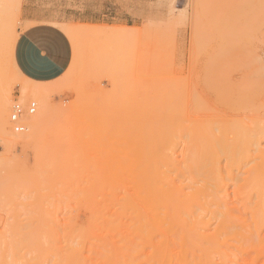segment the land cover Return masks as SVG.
Masks as SVG:
<instances>
[{
	"label": "rangeland",
	"instance_id": "rangeland-1",
	"mask_svg": "<svg viewBox=\"0 0 264 264\" xmlns=\"http://www.w3.org/2000/svg\"><path fill=\"white\" fill-rule=\"evenodd\" d=\"M15 3L0 0V88L7 89L8 97L6 130L0 128V264H27L30 229L57 228L62 237L85 228L95 216L104 219L102 196L87 186L121 180L122 163L128 164L132 155L143 153L141 164L153 161V145L162 131L154 118L172 121L162 132L169 133L174 163L192 157L199 141L218 151L219 183L196 177L214 196L203 215L208 221L204 234H212L227 216L244 238L210 246L212 264H264V227L256 228L251 217L257 188H264V0H18L19 11ZM20 6L27 7L29 20ZM34 22L59 24L72 47L67 72L48 84L17 77L5 54L4 36L9 31L18 35ZM23 87L46 91L51 116L36 129L24 120V131L14 133L9 122L13 101L23 107L35 103L33 115L40 106ZM132 116L143 123L132 121L137 129L122 127V118ZM25 135L32 136L30 143L11 144ZM241 138L249 141L246 156L231 157L226 144ZM171 177L190 185L188 173ZM253 180L260 182L256 189ZM136 200L131 199L141 203L136 209L143 213L142 200ZM127 219H122L127 221L122 240L132 237ZM102 237L100 249L117 240ZM139 242L122 264H182L167 259L170 250L150 262L151 245ZM97 252L87 254L86 248V264H101Z\"/></svg>",
	"mask_w": 264,
	"mask_h": 264
},
{
	"label": "bare ground",
	"instance_id": "bare-ground-1",
	"mask_svg": "<svg viewBox=\"0 0 264 264\" xmlns=\"http://www.w3.org/2000/svg\"><path fill=\"white\" fill-rule=\"evenodd\" d=\"M15 5L16 6L18 5V11H19L18 0H17V4L15 3ZM16 6H14V8H16ZM13 13L14 12H12V15H14ZM4 37H5V44L3 45H5V50H6L5 54L7 53L6 57L8 58L7 60L9 61L8 63L10 64L12 72L17 77H20L27 83L41 85L40 83H34L27 80L26 78H23L17 71L13 61V48L15 45V41L17 39V35L14 33V31L11 32L9 31L8 36H4ZM22 91L29 93L33 97H38L40 101L39 103L40 106L38 108L37 114L25 118V121L28 123V127H32L36 129L40 125H43L51 116L50 115L51 106L44 98L46 91L38 87H32V88L23 87ZM7 102H8L7 89L1 87L0 88V128L3 131L6 130L5 115H6ZM141 119L143 120L144 118ZM154 119L155 120L153 121V123L156 124L158 123L160 126L158 125L156 126L159 127L158 129L162 131L163 129L165 130L173 126L171 119L170 120L163 119L164 121L156 120V118ZM132 121L138 123L142 122L141 120H137V117L136 120L135 118L132 119L130 117L129 118L123 117L122 127L124 128L128 127L127 129H131L130 127L132 128L134 127L135 129L136 126L134 125L136 123H133ZM161 122L163 124H161ZM144 123H146V121ZM148 123L150 124V122ZM153 123L151 124L153 125ZM150 128L152 129V127L149 126V129ZM196 128L197 130L200 129L198 128V126ZM145 131L148 132L147 129H145ZM162 131L157 134L161 139L158 140V143L154 142L153 146L156 145L153 148L154 159L153 161L148 162L150 164H147L146 162H145L146 164L145 163L141 164L142 163L141 155L143 153H138L136 157L132 155L133 157L130 159V162L128 164H125L124 162H123L124 164L122 163L121 180H117V181L100 180L95 182L92 181L93 183L87 186L89 187L88 189L90 190V192H92V194L96 193L102 196L103 199L99 196L98 198H101L103 201V205H104L103 211L105 216L104 219H101L99 222L95 219L96 216L94 215L95 217L93 216L94 218L89 222H87L88 225L85 228L83 227L82 229L81 227L80 229L78 228L79 230H76V233H71L69 231L70 233L67 232L62 237H60L62 235V232L61 234H58L60 232L54 231V229L57 228L54 229L51 228L52 230H48V231L47 229L46 231H40L42 229H40L39 231H34V230L31 231L30 229L26 243L27 253L30 255V258L28 259V261L25 260V262L27 264H47L49 263V261H52V264H86L87 259L84 257L86 256L85 254L86 248L88 251L87 254L89 253L92 254L95 250L97 252L100 249V246L98 247V244H100L98 238L101 240V237L103 236L102 238L106 239L107 236V239H109L110 241L111 237L108 236H113V237L115 236L114 238H117V240L115 239L114 243H111L110 245L108 244L106 245L103 242L104 244L102 245V248L99 250V252L96 253L98 258L96 256L94 258L99 259V262L101 264H122V261H124L128 257L129 251L131 250L134 251L133 249L137 248V246H133L134 243L137 244V241H140L138 243L139 245H146V244L151 245L152 251L150 255L147 256H149L148 260L152 263H157L160 260L161 258L160 253L162 251L170 250V253L167 255L168 260L175 259L176 261L182 264H212L213 261L212 248L210 246L221 245L227 242L229 238L236 241L238 238L242 240L244 238L242 232L233 231L232 228L234 227L232 223L234 222L232 221V219L228 218L227 216L224 217L220 222H218L216 230L212 234H208V235L204 234V230L208 225V221L204 220L203 215L204 213L209 212V202H210L209 199L214 196L213 193L212 192L210 193L209 191L210 187H208L207 184L203 185V183L201 182L204 181H199V178L196 179V177L202 174L207 176V178L211 179L214 186L219 183V180L216 181V179H218L217 171L219 170V168L217 170L218 166L216 163L217 161L215 159V157L218 154V151H216L214 148H209V150L203 148L204 146L203 141H199L196 143L198 148L192 151V157L186 158L182 160L181 163L176 164L174 163V161L172 160L169 154V147H170L169 137H168L169 133ZM151 132L150 134H152ZM131 133L133 134V131ZM243 134L245 137L244 131ZM31 137L32 136L30 135L20 136V138L22 139L20 138L18 140L12 139L11 144H20V143L25 144L27 142L30 143ZM26 139H28L27 142H23ZM148 140L150 141V138ZM209 141L210 140H206V142ZM248 142L249 141L247 138H241L240 140H235L233 142H230L229 144L227 143L226 145L228 146L226 147L228 149L226 150V153L231 157H234L236 155L244 157L246 156L245 153L247 152L248 149ZM136 143H139L138 139ZM148 143L147 145H149L150 147V144ZM138 146L136 147V149L138 148ZM147 148L145 147L144 149L146 150H144L143 152L146 151L147 153H150L147 150ZM134 151L135 149H133V151L131 150V152ZM146 152L144 154H146ZM146 156L147 154L145 155V157ZM206 158L208 159V163H205ZM258 171L260 172V170ZM174 172L181 173L182 175L188 173L190 185L184 187L178 184L177 182H175V180L171 177V174ZM256 179L257 176L255 177V180ZM253 181L252 182L250 181V184L255 188V185L257 183L255 181L253 183ZM258 185H256V187ZM84 187L86 188V186ZM260 187H263L262 184ZM128 189L130 190V192H126V190ZM257 189H258L257 191L258 197L253 209L251 210V217L255 227L261 228L264 227V188H257ZM135 198L136 199L139 198L142 200L141 202L143 205L141 208H143L142 209L143 213L139 210L140 207L136 209L137 206L140 205L141 203L135 205L131 201V199L135 201L136 200ZM98 207L97 209H100V206ZM144 213L146 214V217L144 216L145 215ZM125 216H129L130 219L127 220L132 221L130 224L132 226V229L130 228L132 237L130 238L129 234L126 236L124 235L125 239L127 236L130 238L128 240H122L123 235L121 236V234L124 233L121 231V227L122 225H124L125 227V224L127 223V221L125 224L122 223V219ZM97 218L99 219L103 217L100 216ZM74 225L76 224L74 223ZM241 228L242 230H244L243 227ZM73 232L75 231L73 230ZM135 238L139 240H135ZM88 240L89 243L87 244L89 245H86L85 242L86 241L88 242ZM62 243H65V245L64 244L62 245ZM148 247L149 246H147L146 248ZM141 250L143 249L141 248ZM143 254H145V251L143 252ZM97 259L94 260L98 262Z\"/></svg>",
	"mask_w": 264,
	"mask_h": 264
},
{
	"label": "crops",
	"instance_id": "crops-1",
	"mask_svg": "<svg viewBox=\"0 0 264 264\" xmlns=\"http://www.w3.org/2000/svg\"><path fill=\"white\" fill-rule=\"evenodd\" d=\"M28 19L27 7L20 6ZM59 24L34 22L18 32L13 61L19 74L27 80L48 84L60 79L72 60V47Z\"/></svg>",
	"mask_w": 264,
	"mask_h": 264
},
{
	"label": "built area",
	"instance_id": "built-area-1",
	"mask_svg": "<svg viewBox=\"0 0 264 264\" xmlns=\"http://www.w3.org/2000/svg\"><path fill=\"white\" fill-rule=\"evenodd\" d=\"M35 113V103L30 102L23 107L17 100L13 101L10 108L9 122L14 133H22L25 129L24 120Z\"/></svg>",
	"mask_w": 264,
	"mask_h": 264
}]
</instances>
